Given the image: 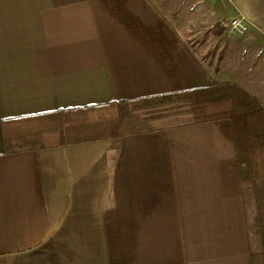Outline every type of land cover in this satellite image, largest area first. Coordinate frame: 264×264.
<instances>
[{"label": "crops", "instance_id": "1", "mask_svg": "<svg viewBox=\"0 0 264 264\" xmlns=\"http://www.w3.org/2000/svg\"><path fill=\"white\" fill-rule=\"evenodd\" d=\"M209 8L249 30L207 59L162 0H0V264H255L228 118L6 142L4 120L217 83L264 105V0Z\"/></svg>", "mask_w": 264, "mask_h": 264}, {"label": "trees", "instance_id": "2", "mask_svg": "<svg viewBox=\"0 0 264 264\" xmlns=\"http://www.w3.org/2000/svg\"><path fill=\"white\" fill-rule=\"evenodd\" d=\"M179 115H188L191 120L162 126L155 122ZM224 118L233 123L246 204L254 207L253 216L249 213L248 218L254 262L264 264V105L235 83H217L4 120V129L7 144L44 147L118 138Z\"/></svg>", "mask_w": 264, "mask_h": 264}, {"label": "rangeland", "instance_id": "3", "mask_svg": "<svg viewBox=\"0 0 264 264\" xmlns=\"http://www.w3.org/2000/svg\"><path fill=\"white\" fill-rule=\"evenodd\" d=\"M163 9L173 20H177L178 28L200 56L210 58L218 52H204L205 49H218L224 46L225 31L217 22L216 15L209 8L210 0H162ZM146 114H144L145 116ZM150 115V114H149ZM191 120L188 115L170 116L162 118L158 126L171 122L184 123ZM253 216V205L248 206Z\"/></svg>", "mask_w": 264, "mask_h": 264}, {"label": "built area", "instance_id": "4", "mask_svg": "<svg viewBox=\"0 0 264 264\" xmlns=\"http://www.w3.org/2000/svg\"><path fill=\"white\" fill-rule=\"evenodd\" d=\"M218 23L222 28L231 29L240 34H245L249 30V25L244 16H235L232 18L221 16Z\"/></svg>", "mask_w": 264, "mask_h": 264}]
</instances>
